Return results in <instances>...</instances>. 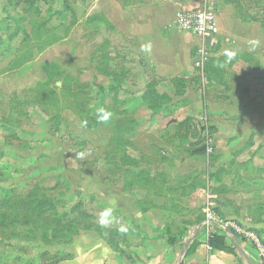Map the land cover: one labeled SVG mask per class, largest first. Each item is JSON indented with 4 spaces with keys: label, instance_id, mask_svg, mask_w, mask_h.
Wrapping results in <instances>:
<instances>
[{
    "label": "rangeland",
    "instance_id": "rangeland-1",
    "mask_svg": "<svg viewBox=\"0 0 264 264\" xmlns=\"http://www.w3.org/2000/svg\"><path fill=\"white\" fill-rule=\"evenodd\" d=\"M188 1L181 12L211 11L240 43L206 40L202 70L198 41L176 28L180 11L148 29L139 0H0V251L32 235L49 246L87 230L134 238L129 216L105 204V187L134 196L182 248L208 199L187 188L234 182L219 178L228 171L245 174L235 198L244 217L264 222V120L240 115L264 109V0ZM220 49L247 60L223 84Z\"/></svg>",
    "mask_w": 264,
    "mask_h": 264
},
{
    "label": "crops",
    "instance_id": "crops-1",
    "mask_svg": "<svg viewBox=\"0 0 264 264\" xmlns=\"http://www.w3.org/2000/svg\"><path fill=\"white\" fill-rule=\"evenodd\" d=\"M139 1L141 2H139L140 8L137 15L139 14V20L142 19L144 27L148 29H151V27L157 29L170 22L176 12L194 6V3L188 0ZM216 19L218 23L216 37L218 39L223 38L227 43H233V46L229 45L232 49L239 47L240 43H234L233 39L226 37L233 33L232 28H225L220 19ZM178 31L182 32L179 29ZM153 32L154 30L151 31V33ZM182 33L186 37L190 35L185 32ZM222 44L225 43L222 42ZM249 51H252L250 46L244 49L245 54H248ZM224 55V51L220 49L218 51L219 59L225 57V61L228 62L224 63L221 68L222 84L227 82L226 76L230 68L238 63L244 64L247 61L243 59V54L236 58ZM160 69L157 68V71ZM224 110V108H221V111ZM240 113L245 122L252 123V126H256L259 120H264V109L255 114H249L245 110H240ZM197 174L207 178V181L210 177L208 172L202 170L198 171ZM244 175L236 171H228L219 175V178L223 179L227 176L228 179H234V182L221 180V184L214 188L210 187L213 182H209L206 187L196 184L194 187L187 188L189 192L192 190L194 195H205L208 199L205 204H200L203 218L198 222H194L196 228L201 226L193 238L195 244H192L193 240L189 243L180 264H262L256 246L251 238L245 236V232L248 231L241 229L243 225L261 228L263 232H261L260 237L252 231L249 232L264 244V222L258 219L251 221L244 217L245 214L242 213L247 208L241 207L240 202L235 199L241 196L240 190L243 186L241 180ZM231 184H233L232 187ZM104 189H107V191L101 194H104L106 198L105 204L108 209L112 212L115 211V213H126L129 216L132 221L131 227L135 228L134 231L130 230L135 234L134 238L128 234L125 235L126 232H124L123 236H113L115 237L114 241L111 236L105 237L98 230H87L75 235L70 242L49 246L44 239L32 235L26 238H13L11 242L17 244H14L10 250L1 249L0 255L4 257L7 254L10 257L8 264H176L181 251V247H178L180 237L176 233H171V236L164 235L159 229L153 227L152 222L147 219V209L143 208L134 196L128 193L119 196L118 193H113V190L107 187ZM212 190H215L218 194V196L215 195V201L209 199L210 195H214L211 193ZM253 191H258L257 186H254L250 193ZM126 195L130 196L129 199L122 201L121 197ZM229 195H231V198H229ZM255 205L261 206L263 204L252 202L249 204L252 210L255 209ZM208 211L212 212L213 218L209 226H203L202 222L206 220ZM216 236L221 238V244L226 246L228 250L221 251L209 245V239ZM188 237L190 238L191 235ZM169 239L172 240V244L169 243ZM115 243H118V246ZM2 260L3 258L0 256V263Z\"/></svg>",
    "mask_w": 264,
    "mask_h": 264
},
{
    "label": "built area",
    "instance_id": "built-area-1",
    "mask_svg": "<svg viewBox=\"0 0 264 264\" xmlns=\"http://www.w3.org/2000/svg\"><path fill=\"white\" fill-rule=\"evenodd\" d=\"M177 27L198 40L193 57V66L197 70H202L210 55L205 42L218 34L216 16L205 9L183 11L178 14ZM206 217V220L202 222L203 226L211 224L212 212L208 211ZM245 236L251 238L257 248L259 260L264 264V244L250 232H245Z\"/></svg>",
    "mask_w": 264,
    "mask_h": 264
},
{
    "label": "water",
    "instance_id": "water-1",
    "mask_svg": "<svg viewBox=\"0 0 264 264\" xmlns=\"http://www.w3.org/2000/svg\"><path fill=\"white\" fill-rule=\"evenodd\" d=\"M204 149H205V146H201V147H199V148H196L195 151H201V150H204ZM200 228H201V226H198V227L196 228V230L192 233L191 237H190V238L188 237L189 239L187 238V241L183 244V246H182V248H181V251H180V253H179V258H178L179 260L177 261L176 264H180V261H181L183 255H184V253H185V251H186V249H187L189 243L193 240L195 234L199 231Z\"/></svg>",
    "mask_w": 264,
    "mask_h": 264
},
{
    "label": "trees",
    "instance_id": "trees-1",
    "mask_svg": "<svg viewBox=\"0 0 264 264\" xmlns=\"http://www.w3.org/2000/svg\"><path fill=\"white\" fill-rule=\"evenodd\" d=\"M221 238L216 236V237H213L211 239H209L208 243L209 245L212 247V248H216L218 250H221V251H225V250H228V248L226 246H224L223 244H221ZM169 243L172 244V240L169 239ZM192 244H195V241L193 240V243Z\"/></svg>",
    "mask_w": 264,
    "mask_h": 264
},
{
    "label": "clouds",
    "instance_id": "clouds-1",
    "mask_svg": "<svg viewBox=\"0 0 264 264\" xmlns=\"http://www.w3.org/2000/svg\"><path fill=\"white\" fill-rule=\"evenodd\" d=\"M143 50L144 51H150V45H144L142 46ZM100 113H102V116L100 117L101 118V121L102 122H107L111 116V113L109 112H106L104 109H99L98 110ZM105 215H107V213H105ZM102 223L104 222L103 220L101 221Z\"/></svg>",
    "mask_w": 264,
    "mask_h": 264
},
{
    "label": "bare ground",
    "instance_id": "bare-ground-1",
    "mask_svg": "<svg viewBox=\"0 0 264 264\" xmlns=\"http://www.w3.org/2000/svg\"><path fill=\"white\" fill-rule=\"evenodd\" d=\"M192 233V232H191ZM190 235H192V234H190Z\"/></svg>",
    "mask_w": 264,
    "mask_h": 264
}]
</instances>
